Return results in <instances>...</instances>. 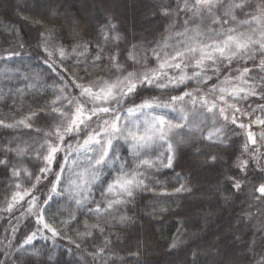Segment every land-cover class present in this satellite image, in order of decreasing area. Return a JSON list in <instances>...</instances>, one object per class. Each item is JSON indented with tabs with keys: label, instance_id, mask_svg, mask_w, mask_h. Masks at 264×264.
I'll use <instances>...</instances> for the list:
<instances>
[{
	"label": "trees",
	"instance_id": "16d2710c",
	"mask_svg": "<svg viewBox=\"0 0 264 264\" xmlns=\"http://www.w3.org/2000/svg\"><path fill=\"white\" fill-rule=\"evenodd\" d=\"M178 4L182 7L183 0H0V58L12 55L32 57L43 64L45 70L68 82L72 76L70 69L66 68L67 73L60 67L53 71L43 62L47 59L42 43L46 36L52 35L60 43L72 45L82 39L89 40L99 27L109 21L119 32L117 43L129 45L130 42L139 51L141 44L149 48L171 27L185 20L188 15L177 8ZM246 4L243 12L239 10L244 20L264 10V0H246ZM165 9L173 14L165 15ZM142 51L145 50L141 49L140 56H134L135 61L131 59L126 67H122L125 71H116L117 75L141 70L145 65L154 68L155 61ZM260 59L256 57V64L247 59L242 62L234 60L227 72L220 68V79L223 80L225 75L235 77L238 69L242 71L248 67L250 72L245 79L257 85L264 83V70L257 66ZM191 72L189 67L188 73ZM214 82H217L215 77L208 83ZM233 83L243 86L239 80ZM196 87L195 81H189L187 90ZM200 87L207 90L204 85ZM182 90H185L183 85L170 94L177 95ZM77 91L71 86L65 89L66 93L75 94ZM149 97L168 98L162 90L153 87L138 90V95L132 99L139 104ZM47 101L46 94L36 93L26 100L21 111L24 116L42 109L47 111ZM130 102L125 101V104ZM258 105H264L259 96H249L237 104L242 111L256 109V115L264 116L258 111ZM12 111L11 108L8 110L14 119L7 118V123L18 120ZM243 120L248 122L247 117ZM52 123L39 116L34 118L33 129H40L39 133L0 126V159L9 161V167L0 164V264H264V198L257 199L259 193L255 192V188L264 182V174L256 166V161L249 158L251 147L248 152L242 151L246 141L243 129L228 125L225 129L226 145L210 144L198 132L177 130L175 140L183 138L180 134L187 138L176 147L172 166L177 165L182 170V180L176 186L183 184L188 191L139 192L128 204L130 216L127 223L109 225L103 233L95 231L91 236L71 241L60 235L53 239L46 230L37 232L42 225L37 223L35 215L27 211L30 196L15 203L11 211L7 210L8 204L12 203V195L17 191L16 184L22 185L19 191L23 193L34 183V179L23 171L19 178L10 175L12 166L27 168L34 177L44 162L32 154L17 157L14 152L7 151L9 148H2L3 142L20 135L39 149L42 134ZM201 127L206 134L212 125L209 121ZM251 130L258 138L264 131L255 124ZM82 136L77 139L82 140ZM66 142L76 145V139L72 137H67ZM258 144L255 146L259 148L257 156L261 159V167H264V145ZM204 146L205 149L202 148ZM211 156L216 159L207 161ZM196 158L204 160L202 165ZM61 160L62 153H58L56 163ZM241 160H248V167L243 171L239 167ZM52 168L54 172L58 171L56 164ZM168 169L165 167L163 170L166 172ZM144 173L149 177L147 172ZM54 179L49 174L33 190L39 201L51 194L48 205L58 198L50 193V182ZM237 180L241 184L239 190L233 186V181ZM10 183L14 184L13 190L8 189ZM32 232H37V235L31 244H26L25 240ZM36 243L44 247L43 251H55L57 254L51 258L24 254L26 247ZM101 248L104 249L102 256L97 254Z\"/></svg>",
	"mask_w": 264,
	"mask_h": 264
},
{
	"label": "snow or ice",
	"instance_id": "6c2138e0",
	"mask_svg": "<svg viewBox=\"0 0 264 264\" xmlns=\"http://www.w3.org/2000/svg\"><path fill=\"white\" fill-rule=\"evenodd\" d=\"M246 7V0H230L227 5L223 0H183L182 7L178 4L177 8L188 15V19L183 22L181 31L175 32L152 49V58L156 65L154 68L145 65L141 70L127 71L126 74L115 75L114 78L88 81L81 78L82 82H77L74 76H70L55 98L45 106L47 111L42 109L40 112H32L13 123H5L0 119V126L19 127L37 133L41 130L33 129L34 118L39 116L53 122L49 130L43 132L39 149H34L27 143L23 147L18 145L7 149L17 157L26 156L31 151L32 155L44 162L39 174L34 177L27 168L12 166L14 177L19 178L23 171L26 176L34 179V183L30 189H24L23 193L19 191L22 185L17 183V191L12 195V203L8 204L7 210L11 211L15 203L23 200L25 196H30L27 211L35 215L37 223L42 225L37 232L46 230L52 234L53 239L61 235L57 228L44 218L52 195H48L43 201L33 195V190L41 180L47 179L51 174L55 179L50 182V193H67L78 208H84L94 216H113L116 206L128 203L137 189L146 188L147 177L144 172L148 169H158L160 166L172 167L176 147L184 142L183 138L175 140L177 130L183 129L198 132L205 139L220 144L227 143L225 129L228 125L243 129L246 141L242 151L248 152L251 147L249 158L256 161V166L264 174L261 159L257 156L259 148L255 147L258 143L264 145V131L258 138L251 130L253 124L264 129V116L256 115V109L242 111L237 106L249 96H259L264 100V83H249V79H245L250 72L248 67H244L242 71L238 69L235 77L225 75L223 80L220 79V68L223 67L227 72L234 60L242 62L247 59L256 64V57L259 56L261 59L257 66L264 70V10H261L259 15H251L250 19L238 21L235 11L243 12ZM172 14L165 9V15ZM111 28H115V25H111ZM103 38L108 40L107 32L103 33ZM118 38L117 36L113 39ZM169 40L172 43H169ZM86 51L88 45H84L78 55L83 56ZM103 51V48L97 46L94 61L101 59ZM43 53L47 57L43 62L51 70L55 71L56 67H60L67 73L63 63L69 55L76 53V47H73L71 52L62 46L50 49L45 38ZM129 58L135 61L131 53ZM109 60L117 72L125 71L118 63L117 53L109 56ZM189 67L192 68L191 74L188 73ZM88 75L85 72V76ZM213 77L217 82L209 84ZM234 80L241 81L243 86L235 85ZM189 81L196 82L197 87L194 90H187ZM182 85L185 90L177 95L170 94ZM201 85L206 86L207 90L200 87ZM69 86L78 91L75 94L66 93L65 89ZM153 87L162 90V94L168 96L167 100L149 97L137 104L132 99L138 95V90ZM125 101L131 102L126 105ZM258 111L264 113V105H258ZM170 113H175V118L170 117ZM244 117L248 118L247 123L244 122ZM209 121L212 127L205 135L201 125H206ZM81 134L82 140L77 139ZM67 137L76 139V145L66 142ZM121 141L129 146L136 158L135 168L126 171L124 163L121 162L119 174L102 189L103 202L91 200L89 193L92 185L100 181L105 168L112 167L113 163L119 160L118 145ZM153 146L165 150L155 160L146 158ZM58 153H62L60 163H56ZM73 154L75 158L70 159ZM81 154L84 156L83 163L79 159ZM211 159L214 161L216 157L212 156ZM0 164L9 167L7 159H0ZM53 164H56L58 171H53ZM239 167L241 171L246 169L248 160H241ZM142 168L144 172L140 171ZM66 169L72 175L69 176L65 187L57 191ZM233 186L239 190L240 181H233ZM181 191L188 189L181 184L175 192ZM255 192L259 193L257 199L264 198V182L255 188ZM90 203H94L95 207H87ZM119 219L123 222L127 218L120 216ZM61 223L67 224L68 221ZM85 228L86 231L80 233L81 236H91L93 229L100 233L105 231L99 223L85 224ZM37 232H32L25 243L31 244ZM172 246L175 247V244ZM103 252L104 249L101 248L97 254L102 256Z\"/></svg>",
	"mask_w": 264,
	"mask_h": 264
},
{
	"label": "rangeland",
	"instance_id": "374dc122",
	"mask_svg": "<svg viewBox=\"0 0 264 264\" xmlns=\"http://www.w3.org/2000/svg\"><path fill=\"white\" fill-rule=\"evenodd\" d=\"M236 2H239V0H236ZM223 3L227 5L230 3V0H223ZM234 14L236 15L237 20H244L242 15L239 14V10H236ZM186 19H188V16L185 18V20ZM183 22L179 25L171 27L164 37L157 39L153 45L149 46V48L147 47L148 45L146 46L144 43L141 44L139 51L136 50L134 45H130V42L129 45H121L117 43V40L113 38L117 37V33L119 32L115 28H111L112 24L109 21L105 22L101 27H99L96 32L93 33V37L89 40L82 39L72 45L62 44L52 35H48L45 38L48 40V46L50 49L62 46L68 52H71V49L76 47V53H72L68 56V58L63 63V67L70 69L72 76H74L78 82H82L81 78H83V81L97 78L109 79L114 78V76L117 75L115 67L109 60V56H111L113 53H117L118 63L121 68L124 66L126 67L131 61L129 58L130 53L132 57L140 56L141 49L145 50L142 51L143 54H148V56L154 60L152 58V49L162 44L165 39L173 36L175 32L181 31ZM202 27L206 26L202 25ZM212 27H215V25H212ZM104 32H107L108 34L107 41H105L103 38ZM44 41L42 42L43 46ZM169 43H172V41L169 40ZM84 45H88V51H86L83 56H80L78 53L82 50ZM97 46L103 48L104 51L101 53V59L99 61H94ZM53 58L55 59V57ZM93 63L95 66H93ZM85 72H87L89 75L85 76ZM64 82V79L58 75H53L49 70H45L43 68V64L32 57L25 55H12L0 58V119L4 120L5 123H7V118L13 121L12 119H14V115H12L11 112V114L8 112L10 108L11 110H14L12 112L17 116L18 120L24 118L25 116L23 111H21L23 109V105L26 103V100L30 99V97L36 93L46 94L48 96L47 104L50 103L55 98L58 90L61 87H64ZM175 116V113H170V117L175 118ZM180 135L183 137V139L187 138L184 134ZM226 139L228 142V138ZM204 140L210 144H220L219 142L209 141L205 138ZM25 143L32 145V148L37 149L35 143L29 142L27 138H23V136L20 135L8 139L6 142H3V146H1L2 148H15L18 145L23 147ZM258 145L263 146L260 144ZM118 147L119 160L114 162L112 167L105 168L101 175L100 181L92 185L91 192L89 193L91 200L101 203L103 202L104 196L102 195V189L106 188L107 182H110L115 176L119 174L118 169L121 162L124 163V168L126 171H131L133 168H135L136 158L132 155L129 146L121 141L119 142ZM202 148L205 149V146ZM161 152H165V150L158 146H153V148L150 150V155L146 158L155 160ZM30 154H32L31 151L28 155ZM211 157L207 158V161L213 162ZM71 158H75V154H73L70 159ZM79 159L81 163H83V154H81ZM194 159L195 158H193V160ZM196 161H199V165H202L204 160L196 158ZM164 168L165 167L160 166L158 169H148L146 172L149 174V177H147L145 180L146 188L137 189L134 197L137 193L145 191L158 193L175 192V189L179 188L176 186V183L182 180V175L180 174L182 170L179 169L177 165H173L166 172L163 170ZM140 171L143 172L144 169L142 168ZM10 175H12V171ZM71 175V172L66 169L60 189L65 187L67 180ZM13 185V183H10V186L8 185V189L13 190ZM57 197L58 198H56L52 204L48 205L45 209L44 218L57 228V230L61 233V237L71 241H78L84 237L81 236L80 233L86 231L85 224L92 225L99 223L105 229L109 225L127 223L130 216L128 204L134 198H131L129 202L124 205L116 206L113 216H108L107 214L102 216H94L92 213L87 212L84 208H78L75 202L69 198L67 193L57 195ZM87 207L94 208L95 204L90 203L87 205ZM120 216H124L127 219L121 222L119 219ZM61 221H68V223L63 224ZM95 231L97 230H92V232ZM36 244L37 245L26 247L24 254L32 255L36 258L45 256L47 258H51L54 256V254H57L55 251L45 252L43 251L44 247H40L39 243ZM72 264L77 263L75 262Z\"/></svg>",
	"mask_w": 264,
	"mask_h": 264
}]
</instances>
